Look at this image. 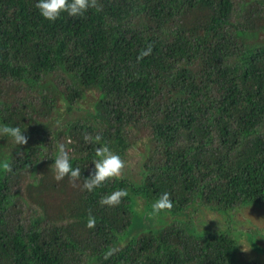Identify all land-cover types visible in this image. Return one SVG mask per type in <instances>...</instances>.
Returning <instances> with one entry per match:
<instances>
[{
    "label": "trees",
    "instance_id": "16d2710c",
    "mask_svg": "<svg viewBox=\"0 0 264 264\" xmlns=\"http://www.w3.org/2000/svg\"><path fill=\"white\" fill-rule=\"evenodd\" d=\"M34 4L0 0V127L26 137L0 134V264H238L229 233L189 227L264 204V0H96L53 22ZM96 134L127 167L87 192ZM60 143L79 179H54Z\"/></svg>",
    "mask_w": 264,
    "mask_h": 264
},
{
    "label": "clouds",
    "instance_id": "9594fccd",
    "mask_svg": "<svg viewBox=\"0 0 264 264\" xmlns=\"http://www.w3.org/2000/svg\"><path fill=\"white\" fill-rule=\"evenodd\" d=\"M34 6L42 18L53 22L62 13H67L68 16L75 18L82 16L89 9L96 7V0H35ZM97 11H99L98 8ZM0 134L11 138L14 145L24 144L26 142V137L22 134L21 128L18 126L4 125L0 127ZM83 139L86 142L99 145L95 149L93 158L91 159L93 169L83 180L81 186V190L93 192L94 189L99 188L105 181L120 177L122 169L125 167V161L119 154L113 152L107 143L100 144L102 140L100 134L92 137L85 135ZM51 158V165L55 171L54 179L57 181L63 179L65 176L73 180L81 177V168L72 166L71 158L63 143L56 145L55 156ZM2 167L4 170H8L7 164H3ZM126 195L127 192L123 188H117L111 193L102 196L99 203L109 207L115 206L120 204L121 199ZM172 206L169 193L165 191L154 200L151 204V209L153 212H161L166 209H171ZM95 223V219L90 217L86 221V227L92 228L95 226Z\"/></svg>",
    "mask_w": 264,
    "mask_h": 264
},
{
    "label": "rangeland",
    "instance_id": "374dc122",
    "mask_svg": "<svg viewBox=\"0 0 264 264\" xmlns=\"http://www.w3.org/2000/svg\"><path fill=\"white\" fill-rule=\"evenodd\" d=\"M237 9L240 14L242 8L237 6ZM262 13L264 14V11ZM76 107L80 108L78 109L80 114L82 110L88 111L90 108L87 103ZM143 209L142 205L137 206V211L142 212ZM26 212L29 213L27 210ZM192 228L195 232L206 229L229 233L235 240V250L232 255L235 263L253 261L256 264H264V204H239L224 210L202 207L192 217L189 229Z\"/></svg>",
    "mask_w": 264,
    "mask_h": 264
}]
</instances>
